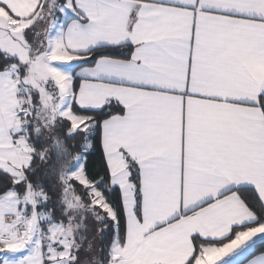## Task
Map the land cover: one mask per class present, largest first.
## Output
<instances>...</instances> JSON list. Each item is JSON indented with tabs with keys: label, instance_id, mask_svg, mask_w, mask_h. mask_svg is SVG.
Wrapping results in <instances>:
<instances>
[{
	"label": "snow or ice",
	"instance_id": "snow-or-ice-1",
	"mask_svg": "<svg viewBox=\"0 0 264 264\" xmlns=\"http://www.w3.org/2000/svg\"><path fill=\"white\" fill-rule=\"evenodd\" d=\"M258 66L264 0H0V264H264Z\"/></svg>",
	"mask_w": 264,
	"mask_h": 264
},
{
	"label": "crops",
	"instance_id": "crops-1",
	"mask_svg": "<svg viewBox=\"0 0 264 264\" xmlns=\"http://www.w3.org/2000/svg\"><path fill=\"white\" fill-rule=\"evenodd\" d=\"M257 71L261 74H264V66H258ZM256 73L252 74V77L244 76L240 78H235L230 80L222 85H217L214 83H210L204 86L193 85L194 91H207V92H215L218 88H227V89H251L256 87L257 85L254 83L256 79ZM176 87H183V75L182 73L175 74V84ZM173 109L176 121H179V114H180V107H181V98L179 95L174 96L170 101ZM186 107L188 113L191 116H197L199 118H206L208 115L213 113L216 110V101L211 98H197L194 96H187L186 97ZM229 112L228 115H245L246 113L242 112L238 106L236 105H229ZM250 111V110H249ZM203 160V167L206 168V175L211 176L212 174V166L208 164L206 158L202 157ZM239 171V169H235ZM164 195L166 199H178L179 197V174L175 176L174 181L164 190ZM8 221H12L15 223V219L13 217H7ZM151 254L147 250H139L135 254L137 258V264H143V261L148 259ZM211 259V257L209 258Z\"/></svg>",
	"mask_w": 264,
	"mask_h": 264
},
{
	"label": "trees",
	"instance_id": "trees-1",
	"mask_svg": "<svg viewBox=\"0 0 264 264\" xmlns=\"http://www.w3.org/2000/svg\"><path fill=\"white\" fill-rule=\"evenodd\" d=\"M55 140L60 141V140H62V138L58 137V138L55 139ZM49 147H50V148H53V146H52L51 144L49 145ZM64 148H68V154H69V155H72V150H71V148L68 146V144H67V143H60L57 147H54V148H53L54 159H55V153H56L57 151H60V150L64 149ZM57 171H60V167H59V165L57 166ZM53 178L55 179V177H53ZM92 252H93V251H92ZM91 256L93 257V260L95 261V263H97V264H103V261H104V255H103L102 253H99V252L95 251V253L91 254Z\"/></svg>",
	"mask_w": 264,
	"mask_h": 264
},
{
	"label": "rangeland",
	"instance_id": "rangeland-1",
	"mask_svg": "<svg viewBox=\"0 0 264 264\" xmlns=\"http://www.w3.org/2000/svg\"><path fill=\"white\" fill-rule=\"evenodd\" d=\"M57 138H58V137H53L54 140L57 139ZM82 234H84V235L87 237L84 241L81 242L82 245H83V247H84V248H87L88 245H89V241H90V240H91V242H92V246H93V252L90 253V254H88L89 264H97V263H95V261L93 260V257L91 256V254L95 253V251H96V247H97V244H98V240H94V239H92V233H91V232H84V233H82ZM81 255H84V253L82 252Z\"/></svg>",
	"mask_w": 264,
	"mask_h": 264
}]
</instances>
